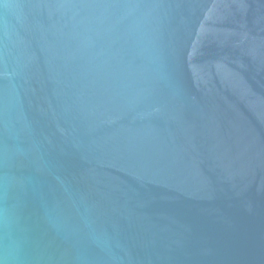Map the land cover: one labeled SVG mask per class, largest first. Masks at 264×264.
I'll return each instance as SVG.
<instances>
[{
	"label": "water",
	"instance_id": "obj_1",
	"mask_svg": "<svg viewBox=\"0 0 264 264\" xmlns=\"http://www.w3.org/2000/svg\"><path fill=\"white\" fill-rule=\"evenodd\" d=\"M0 264H264V0H0Z\"/></svg>",
	"mask_w": 264,
	"mask_h": 264
}]
</instances>
